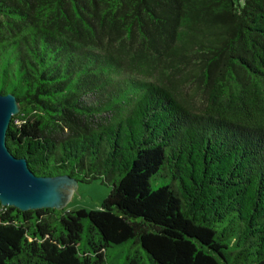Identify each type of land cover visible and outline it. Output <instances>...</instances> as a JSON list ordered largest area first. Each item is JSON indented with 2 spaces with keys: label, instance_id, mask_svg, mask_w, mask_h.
Returning <instances> with one entry per match:
<instances>
[{
  "label": "trees",
  "instance_id": "16d2710c",
  "mask_svg": "<svg viewBox=\"0 0 264 264\" xmlns=\"http://www.w3.org/2000/svg\"><path fill=\"white\" fill-rule=\"evenodd\" d=\"M0 93L35 175L112 185L0 204V264H264V0H0Z\"/></svg>",
  "mask_w": 264,
  "mask_h": 264
},
{
  "label": "water",
  "instance_id": "95a60500",
  "mask_svg": "<svg viewBox=\"0 0 264 264\" xmlns=\"http://www.w3.org/2000/svg\"><path fill=\"white\" fill-rule=\"evenodd\" d=\"M19 110L14 94L0 93V204L20 211L61 210L78 181L67 174L37 176L30 170L25 158H17L9 151L7 129L12 116Z\"/></svg>",
  "mask_w": 264,
  "mask_h": 264
},
{
  "label": "rangeland",
  "instance_id": "374dc122",
  "mask_svg": "<svg viewBox=\"0 0 264 264\" xmlns=\"http://www.w3.org/2000/svg\"><path fill=\"white\" fill-rule=\"evenodd\" d=\"M87 100L89 101L90 98L88 99L87 97ZM160 172L162 171L160 170ZM155 178L151 182L153 188L168 181V177L161 178L160 176ZM109 181H107L104 177H101L92 179L88 182H79L72 191L63 210L69 211L73 209H85L86 211H90L99 209L102 201L111 189L112 185ZM51 224L56 229V232L61 230L62 225L60 222L59 212H55V217L51 220ZM135 251L136 248L134 246L129 248V245H125L123 247L113 249L110 252V257L114 264H124L126 263V255H133Z\"/></svg>",
  "mask_w": 264,
  "mask_h": 264
}]
</instances>
